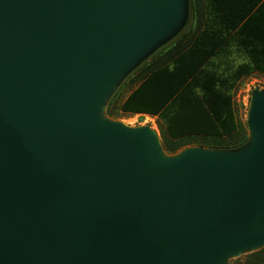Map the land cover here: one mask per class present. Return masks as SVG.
<instances>
[{
  "label": "water",
  "instance_id": "water-1",
  "mask_svg": "<svg viewBox=\"0 0 264 264\" xmlns=\"http://www.w3.org/2000/svg\"><path fill=\"white\" fill-rule=\"evenodd\" d=\"M184 2L0 0V264H221L264 248V93L236 151L168 156L153 131L104 121Z\"/></svg>",
  "mask_w": 264,
  "mask_h": 264
},
{
  "label": "trees",
  "instance_id": "trees-1",
  "mask_svg": "<svg viewBox=\"0 0 264 264\" xmlns=\"http://www.w3.org/2000/svg\"><path fill=\"white\" fill-rule=\"evenodd\" d=\"M189 29L130 78L137 87L120 111L129 115L166 118L160 127L167 154L199 144L218 151H236L249 142L245 123L230 95L219 92L213 79L195 92L205 67L238 40L264 73V0H191ZM242 74V73H240ZM170 113V115H168ZM108 115L114 117L111 107ZM234 264H264V248Z\"/></svg>",
  "mask_w": 264,
  "mask_h": 264
},
{
  "label": "rangeland",
  "instance_id": "rangeland-1",
  "mask_svg": "<svg viewBox=\"0 0 264 264\" xmlns=\"http://www.w3.org/2000/svg\"><path fill=\"white\" fill-rule=\"evenodd\" d=\"M183 8L185 19L174 32L166 40L160 42L156 48L149 52L129 73L125 74L124 77L116 83L106 101L107 106H105L103 110L105 122L121 124L130 130L149 129L159 137L162 144L160 127L166 129L167 121L165 117L158 118L124 114L120 111V107L138 85L130 84L131 76L143 68L147 62L152 61L161 52L175 44V42H177V40L189 29L192 20L191 0H185ZM208 79L214 80L215 88L219 92L230 95L233 98L236 114L248 127L249 112L254 93H264V73L256 70L252 57L244 48H241L235 37L231 38L229 46L223 53L218 58L213 59L205 67L197 81L195 87L196 94L203 95L201 87ZM109 107H111L114 117L108 115ZM168 115H170V113ZM189 149H206L212 151V149L202 147L199 144H193L183 148L175 154H166L168 156H176ZM263 245L264 243L260 246ZM260 246H252V248L253 250H257ZM251 253H253V251L250 250L225 253L222 256L221 264H234L239 259Z\"/></svg>",
  "mask_w": 264,
  "mask_h": 264
},
{
  "label": "bare ground",
  "instance_id": "bare-ground-1",
  "mask_svg": "<svg viewBox=\"0 0 264 264\" xmlns=\"http://www.w3.org/2000/svg\"><path fill=\"white\" fill-rule=\"evenodd\" d=\"M112 85H113V84L110 83V84L106 87V91H109V90L112 88ZM96 117H97V119H102V118H101L102 115L100 114V111L97 113ZM155 140H156V147H157L158 158H159L160 161H162V162H166V161L168 160V157H167V155H166L163 151H161V149H160V144H159L158 139L156 138ZM252 141H253V144H254V143H255V138H254V136H252ZM182 155H183V154H182ZM182 155H180V156H182ZM180 156H179V157H180ZM263 243H264V240H263V242H261L260 244L254 245L253 247H258V246L262 245Z\"/></svg>",
  "mask_w": 264,
  "mask_h": 264
}]
</instances>
